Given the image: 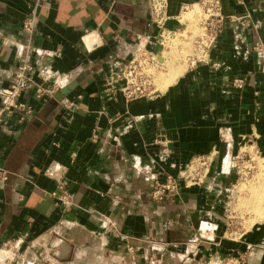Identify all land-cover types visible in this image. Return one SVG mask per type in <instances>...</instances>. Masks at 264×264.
<instances>
[{
  "label": "crops",
  "instance_id": "obj_1",
  "mask_svg": "<svg viewBox=\"0 0 264 264\" xmlns=\"http://www.w3.org/2000/svg\"><path fill=\"white\" fill-rule=\"evenodd\" d=\"M201 1L168 0L166 29L186 23L180 35H197L201 13L177 17ZM219 2L221 31L187 68L176 63L177 41L163 52L148 0H0V92L20 66L33 67L17 99L25 109L0 118V248L13 250L0 264H204L239 254L264 264V225L241 245L199 228L218 222L230 180L214 176L174 204L150 198L154 181L225 144L264 160V0ZM142 51L166 73L156 94L127 102L113 75ZM59 179L68 205L52 196Z\"/></svg>",
  "mask_w": 264,
  "mask_h": 264
},
{
  "label": "built area",
  "instance_id": "obj_2",
  "mask_svg": "<svg viewBox=\"0 0 264 264\" xmlns=\"http://www.w3.org/2000/svg\"><path fill=\"white\" fill-rule=\"evenodd\" d=\"M200 5L204 11L206 19L202 21L204 35L197 38L195 41V52L197 55L189 59V64H194L195 60L202 59L206 56L207 50L213 45L217 35L221 31L222 14L219 0H202ZM168 8V0H148V11L151 21L163 29L166 23ZM32 28L31 22H26L24 29L30 31ZM165 30H161V34ZM163 36H161L162 38ZM162 44V43H161ZM140 52V51H139ZM137 52L136 56L122 69L114 73L113 82L118 85V91L123 95L125 101L129 102L136 99L148 98L154 93V77L145 66L156 65L154 57L148 55L147 52ZM198 56V57H197ZM147 59V60H145ZM193 59V60H192ZM33 70L29 63H25L19 67L18 72L14 77V83L5 92H0V118L3 114H10L15 109L24 110L25 106L18 103L21 92L27 86L28 74ZM234 85L237 89H241L244 85V79L234 80ZM113 94L117 92L114 87ZM199 165L205 163L204 158L197 160ZM192 168V167H191ZM190 168V172H191ZM198 168L193 170L194 174ZM7 171L0 168V178L5 180ZM176 190V179L172 175H167L162 181H154L150 190V198L153 201L163 203L171 200ZM52 196L58 203L63 205L69 204V193L67 190V183L59 179L56 183L55 191ZM16 249V246L13 249ZM9 250L13 251L11 247Z\"/></svg>",
  "mask_w": 264,
  "mask_h": 264
},
{
  "label": "rangeland",
  "instance_id": "obj_3",
  "mask_svg": "<svg viewBox=\"0 0 264 264\" xmlns=\"http://www.w3.org/2000/svg\"><path fill=\"white\" fill-rule=\"evenodd\" d=\"M198 7L200 8L201 13H202L200 20L198 19V21H199L198 26L201 29V32H200L201 34L197 33L198 32L197 31L196 32L197 35L191 36V34H190L191 32L187 31V34H186L187 36L184 37V36L180 35L181 32H183L184 30H187L188 27H187L186 23H180V25L182 27L179 28V31H176L174 33L169 31L168 29H166V27H165L166 23L164 24L163 29H160L158 26H156L154 24L156 29L160 32L159 35L163 36L162 38H159V41L162 43L161 47L163 48V52H169L170 51V49L167 47V45L164 44V41H166L168 38H170V40L177 41L176 48H177V52H178L177 54L179 56V60H177L176 63L186 65L187 68L189 65L188 60L191 57H194L195 55H197V53L195 52V49L193 48V44L197 40V38L202 36L204 33L202 21H204V19H206V16H205L204 11H203L200 4H198ZM191 9H192V6L186 7V9L183 10L182 13L188 12ZM185 16H187V15H185ZM188 17L190 20L191 16L188 15ZM161 30H165V31L161 34ZM170 40H168V41H170ZM145 60H147V59H145ZM161 64L162 63H159L158 61H156V65H154V66L153 65L145 66V68H146L145 70H148V73H151L154 77V90H156L155 82L157 80V74H159V72L166 73L167 68L165 66H161ZM156 93L157 92L154 91L153 94H156ZM248 149H249V147L245 148L242 146V149L239 153V156H240V158H242V160L240 159V162L237 163V165L239 166V169L237 170L235 168L236 183L234 184V187L231 188V190H230V194L228 196L229 198L225 199L227 206L225 209V213L223 215V219L226 222H225V226H224L225 229H222L221 236H223L224 239H227V240L228 239H235V241H238V243L242 242V239L244 237V236H242L243 234H245L246 232H249L250 230L255 229L256 227H260V226L264 225V224H262V223H264V220L262 222H259L258 217H257L256 213L254 212L255 209L253 208V207H258L260 209V207H261L262 212H264V199H262V198L260 199V197H262V196L264 198V195H262V194H264V192H262V191H264V186H262V185H264V160L261 158V156L259 154L256 153V151H257L256 148H251L250 152H248ZM199 163L200 162H198V161L193 162V164L191 165V167H192L191 172H190L191 174H192L193 170H195L196 168H200ZM250 192H251V194L249 195L248 193H250ZM259 192H261V193L259 194ZM250 196H251V199H253L254 197L256 198V197L260 196L258 200H257V198L256 199L254 198L252 200V201L256 200L255 202H258V201L259 202L253 204L254 202H251V199H249ZM244 199H245V201H244ZM246 200H248V201H246ZM249 201H250V203H249ZM248 203H249V205H253L251 207L252 210H251L250 206L248 205ZM259 203H260V205H258ZM256 204H257V206H256ZM262 214H264V213H262ZM262 216H264V215H262ZM246 230H249V231H246ZM239 245H241V244L239 243ZM0 250H5L6 252L7 251L9 252L8 253L9 255L6 252L2 253L1 254L2 256L0 259L5 260V259H9L10 257H12L13 253L11 252V250H9V248L2 247V248H0ZM242 256H243L242 254H239L238 257L235 259L229 257V255H223V257L217 256L216 259H215V257L212 256V257H208L207 261H205L204 264H245ZM191 264H197V263L195 261H193V262H191Z\"/></svg>",
  "mask_w": 264,
  "mask_h": 264
},
{
  "label": "flooded vegetation",
  "instance_id": "obj_4",
  "mask_svg": "<svg viewBox=\"0 0 264 264\" xmlns=\"http://www.w3.org/2000/svg\"><path fill=\"white\" fill-rule=\"evenodd\" d=\"M230 148L231 147H228V145L225 144L224 151L222 152V154L215 152L212 155L210 154L206 157H202L205 159V163L201 164L200 168H198V170L194 174L190 173L191 165H187L181 173L174 176L172 175L176 179V190L171 200L163 203L169 202L174 204L177 200H179L184 190H196L202 188L207 184V182L211 181L214 176H216V178H226L230 180V182H228L230 184H228L227 191H222V193L220 194V214H218V222L212 225L209 220H202L199 225V228H207L213 233L218 232L222 234V229H225L224 226L226 222L223 219V215L227 206L225 199L229 198L228 196L230 194V190L234 187V184L236 183L235 168L237 170L239 169L237 163L240 162V159L242 160V158H240L239 156L240 152H234L232 151V148ZM256 153L258 154V151H256ZM215 164L218 165V169L217 173L213 175L212 171L214 169ZM195 242L197 243V241Z\"/></svg>",
  "mask_w": 264,
  "mask_h": 264
},
{
  "label": "bare ground",
  "instance_id": "obj_5",
  "mask_svg": "<svg viewBox=\"0 0 264 264\" xmlns=\"http://www.w3.org/2000/svg\"><path fill=\"white\" fill-rule=\"evenodd\" d=\"M192 8H193V10H196V11H198L199 13H201V10H200V8L198 7V4H195ZM191 10H192V9H191ZM191 10H190V11H191ZM185 13H186V12H185ZM185 13H182L180 16H178V17H177V20H178V21H182V20H183V15H184ZM201 14H202V13H201ZM200 32H201V29H200ZM200 32H199V33H200ZM200 34H201V33H200ZM203 35H204V33H203ZM165 40H166V39H165ZM168 40H170V38H168L166 41H164V44L167 45V46H169L170 41H172V40H170V41H168ZM154 59L157 60L155 55H154ZM180 72H181V71H180ZM173 78H175V77H173ZM173 80H174V79H173ZM262 186H264V185H262ZM256 189H257V188H256ZM259 189H260V188H259ZM253 190H254V189H253ZM260 190H261V189H260ZM254 191H255V190H254ZM258 191H259V190H258ZM262 192H264V191H262ZM255 193H256V192H255ZM260 193H261V192H259V194H260ZM248 194L250 195L251 192L248 193ZM252 195H253V194H252ZM254 195H255V194H254ZM262 195H264V194H262ZM256 196H257V195H256ZM260 196H261V195H260ZM260 196H259V197H260ZM247 197H248V196H247ZM253 197H254V196H253ZM259 197H256L257 200L259 199ZM254 198H255V197H254ZM254 198H253V199H254ZM256 198H255V199H256ZM261 198L264 199L263 196L260 197V199H261ZM247 199H248V198H247ZM249 199H251V196L249 197ZM253 199H251V202H254L253 204L259 202V201H258V202H255L256 200L252 201ZM244 201H245V199H244ZM246 201H248V200H246ZM249 203H250V201H249ZM249 203H248V205H249ZM251 204H252V203H251ZM258 205H260V203H259ZM246 206H247V205H246ZM249 206H250V208H251L253 205H249ZM249 206H248V207H249ZM256 206H257V204H256ZM259 207H260V206H259ZM250 208H249V209H250ZM253 208L255 209L254 212L256 213L259 222H262V221L264 220V216H262V215H264V214H262V213H264V212H262V210H261L262 208H261V207H260V209H259L258 207H253ZM251 210H252V208H251ZM6 253L8 254L9 252L7 251ZM8 255H9V254H8ZM8 255H7V256H8Z\"/></svg>",
  "mask_w": 264,
  "mask_h": 264
},
{
  "label": "water",
  "instance_id": "obj_6",
  "mask_svg": "<svg viewBox=\"0 0 264 264\" xmlns=\"http://www.w3.org/2000/svg\"><path fill=\"white\" fill-rule=\"evenodd\" d=\"M159 63H162L161 58L158 60ZM71 87L62 88L58 95L55 97L57 101H62L64 97L69 93Z\"/></svg>",
  "mask_w": 264,
  "mask_h": 264
}]
</instances>
